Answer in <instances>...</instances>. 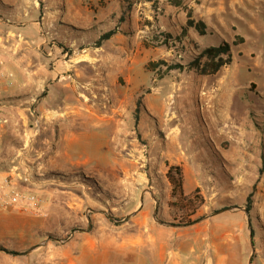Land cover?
<instances>
[{
  "label": "rangeland",
  "instance_id": "1",
  "mask_svg": "<svg viewBox=\"0 0 264 264\" xmlns=\"http://www.w3.org/2000/svg\"><path fill=\"white\" fill-rule=\"evenodd\" d=\"M182 1L105 8L107 0H0V166L15 164L29 144L22 152L33 182L18 181L15 189L46 201L54 226L49 243L38 247V238L10 230L16 210L0 207V245L22 253L0 251V264H23L29 240L36 247L29 257L38 260L69 252L87 258L84 242L99 249L145 239L139 211L147 223L172 226L166 236L174 242L199 243L203 262L248 264L251 257L250 264H264V2L235 0L240 7L221 15L217 34L210 26L218 0ZM186 8L210 25L206 35L182 31ZM253 22L257 36L248 28ZM109 30L118 36L95 47ZM222 41L232 60L215 75L171 70L160 78L164 66L146 68L160 60L187 65ZM74 104L92 122L74 126L79 143L67 160L50 143L68 133L61 118ZM46 113L54 118L40 117ZM168 165L183 169L191 202L171 197ZM42 178L60 184L43 185ZM74 179L85 186L65 184ZM53 193L61 207L52 205ZM119 258L110 252V261Z\"/></svg>",
  "mask_w": 264,
  "mask_h": 264
},
{
  "label": "crops",
  "instance_id": "2",
  "mask_svg": "<svg viewBox=\"0 0 264 264\" xmlns=\"http://www.w3.org/2000/svg\"><path fill=\"white\" fill-rule=\"evenodd\" d=\"M108 3L106 4L107 8L112 2H120V0H107ZM257 1L264 0H248V7L255 6ZM116 4V3H115ZM114 4V5H115ZM118 6V3L115 7ZM238 6L240 7L239 2H235V0H218V4H215L212 9L213 14V24L211 26L207 23L205 19H202L207 26L212 27L214 31L218 34V30L222 29V17L221 15L226 13L228 10L230 12H234L232 9L233 7ZM112 7L110 6L108 10H111ZM110 12V11H109ZM108 12V13H109ZM112 12V11H111ZM23 14L18 13V16H22ZM249 30L254 33L256 36L259 35L260 29L258 28L256 23L248 24ZM226 30V28H223ZM116 30L118 28L116 27ZM116 33V31H115ZM113 34L108 40H105L103 43L108 42L110 39L118 36V32ZM103 46V44L101 45ZM100 46V47H101ZM75 106V108H74ZM80 106V105H79ZM78 104H74L70 106L72 109H69L65 112L64 117L61 119L68 120L69 128L68 133H62L53 139V147L56 149L54 152L59 154L60 156H64L67 160L71 159V153H73L76 149L77 144L79 143V133L75 131V125H79L85 122H92L90 117L86 112L85 108L83 110H76L80 108ZM75 110V111H74ZM45 119L52 120L54 118V114L41 115L40 117H44ZM59 118V121L61 120ZM61 123V122H59ZM94 124V123H93ZM72 126V127H71ZM50 139H45L44 143H49ZM1 142V138H0ZM5 160V159H4ZM0 158V163L3 162ZM11 166H7L6 164L0 166V179H2L7 174L11 173ZM183 170V169H182ZM183 174V171H182ZM55 177V176H54ZM183 190L184 194L190 193L187 189V184H185L186 176L183 175ZM59 183V178L46 179L42 178L41 183L46 185V183ZM190 181H188V185ZM13 187L17 185V181L15 178L12 179ZM39 183V179L37 181ZM60 184V183H59ZM66 185L72 186H85L77 179H74L72 183H65ZM45 187V186H44ZM187 189V192H186ZM22 195H27L30 193L27 192H20ZM33 195V194H30ZM34 196V195H33ZM58 197L57 193L52 194V205L56 207H61V200ZM39 201L38 209L34 210L28 206L27 203L19 204V205H1L0 207L4 209H13L16 211H11V214L8 215L10 219L11 226L10 230L12 233H21V234H28L33 235L30 240H36L38 242V247L40 245H46L49 242L46 241L44 238L48 235L49 232L54 231V226L50 225V214L46 213L45 209V202L40 198H37ZM70 202V201H69ZM68 202V203H69ZM70 204V203H69ZM71 205V204H70ZM79 206V203H76V208ZM63 207V205H62ZM136 219L140 220V228H142L146 232L145 239L139 236L138 238H134V240H124L122 242L111 243L108 245L100 244L101 248H96L97 245L95 243H86L80 244V248L82 250L87 251V258L82 254L77 255L76 252H69L62 257H53V258H41V259H34L32 260L31 257L33 256V252L36 247H32V244L29 240L28 245L25 247L28 249L27 255L28 257L22 260L23 264H214L210 261L203 262L202 261V249L199 248V243L197 242H190L189 243H182V242H174L172 239L167 238L166 234H172V226H164V225H153L152 223H147L145 211H139L135 215ZM142 231V230H140ZM163 234V235H162ZM34 237V238H33ZM50 241V240H49ZM56 241H50V243H55ZM57 243V242H56ZM51 246V245H50ZM70 248L74 245H68ZM116 251L121 258L118 260H109V254L111 251ZM83 257H82V256ZM218 264V263H217Z\"/></svg>",
  "mask_w": 264,
  "mask_h": 264
},
{
  "label": "trees",
  "instance_id": "3",
  "mask_svg": "<svg viewBox=\"0 0 264 264\" xmlns=\"http://www.w3.org/2000/svg\"><path fill=\"white\" fill-rule=\"evenodd\" d=\"M126 0H120V2H125ZM170 5L175 7L183 6L182 0H166ZM186 26L182 29L185 33L186 30L192 29L199 36H204L207 34L208 27L204 21L201 19H194L192 15V9L186 8L185 11ZM121 18V17H120ZM115 30H109L104 32L95 41V47H100L102 42L108 40ZM165 38L171 39V36L166 34ZM239 40H242L239 38ZM232 56L229 43L222 41L220 44L215 46H208L199 51V53L188 62L187 65H182L180 63H166L165 61H150L147 63L146 68L149 71L158 72L161 66L165 69L160 73V78L166 75L171 70H194L198 75L201 76H212L215 75L222 67L231 63ZM264 168V161H262L261 169ZM166 178L171 185L170 195L172 198L179 199L181 201L191 202V197L184 195L183 193V174L182 169L178 165H168ZM250 200L247 197V202L245 205V210L249 212L250 210ZM0 251L11 255H20L22 253L11 251L0 245Z\"/></svg>",
  "mask_w": 264,
  "mask_h": 264
},
{
  "label": "built area",
  "instance_id": "4",
  "mask_svg": "<svg viewBox=\"0 0 264 264\" xmlns=\"http://www.w3.org/2000/svg\"><path fill=\"white\" fill-rule=\"evenodd\" d=\"M2 120L0 119V124ZM36 130L39 128L38 122H35ZM29 144L25 143L24 147L19 149L15 155L16 163L11 167V173L4 176L0 181V204L5 205H21L27 203L28 206L34 210L38 209L39 201L38 199L30 194L22 195L19 191L13 187L12 179L22 181V182H33L32 171L29 169V166L26 165V153L22 152V150H27ZM31 149V147L29 148ZM20 170H23L22 172ZM75 232V231H74ZM74 232H72L69 236L72 237Z\"/></svg>",
  "mask_w": 264,
  "mask_h": 264
},
{
  "label": "water",
  "instance_id": "5",
  "mask_svg": "<svg viewBox=\"0 0 264 264\" xmlns=\"http://www.w3.org/2000/svg\"><path fill=\"white\" fill-rule=\"evenodd\" d=\"M156 212V210L154 211V213ZM244 212L247 214L248 212H247V210H245L244 209ZM129 216H127V217H125L123 220L125 221L127 218H128ZM251 263V257L249 258V260H248V264H250Z\"/></svg>",
  "mask_w": 264,
  "mask_h": 264
},
{
  "label": "bare ground",
  "instance_id": "6",
  "mask_svg": "<svg viewBox=\"0 0 264 264\" xmlns=\"http://www.w3.org/2000/svg\"><path fill=\"white\" fill-rule=\"evenodd\" d=\"M180 92V91H179ZM170 109V108H169ZM100 119V118H99ZM180 135V134H179ZM197 138V137H196ZM198 143V142H197Z\"/></svg>",
  "mask_w": 264,
  "mask_h": 264
}]
</instances>
